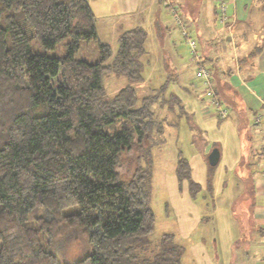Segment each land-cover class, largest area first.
Returning a JSON list of instances; mask_svg holds the SVG:
<instances>
[{
    "label": "trees",
    "instance_id": "1",
    "mask_svg": "<svg viewBox=\"0 0 264 264\" xmlns=\"http://www.w3.org/2000/svg\"><path fill=\"white\" fill-rule=\"evenodd\" d=\"M146 38L120 29L113 53L88 0H0V264H181L171 233L149 238L152 150L183 117L194 143L202 135L169 88L178 72L162 43L165 78L138 93ZM109 74L126 80L112 95ZM174 171L201 191L180 151ZM71 235L84 247L63 259Z\"/></svg>",
    "mask_w": 264,
    "mask_h": 264
},
{
    "label": "crops",
    "instance_id": "2",
    "mask_svg": "<svg viewBox=\"0 0 264 264\" xmlns=\"http://www.w3.org/2000/svg\"><path fill=\"white\" fill-rule=\"evenodd\" d=\"M88 1L96 17L98 36L104 40L107 34L117 38L120 29L145 22L146 8L157 0ZM214 1L209 12L202 11L199 19L195 17L198 11L189 7L190 20L186 24L199 40V53L192 61L213 70L210 85H218L220 95L216 96L226 113L221 117L217 108L213 112L208 103L176 94L201 132L196 146L217 147L219 160L212 171L211 190L207 191V165L202 152L194 150V144L187 146V154L179 150L188 161L192 180L201 186V193L195 196L190 195L186 180L178 181L176 158L174 174L159 169L158 198L167 196L162 204L171 222L170 229L164 232L171 233L174 242L183 247L181 264H264V81L256 80L264 73V0H223V21L215 11L218 0ZM246 80L252 82V88L257 84L260 93L250 90ZM189 85L195 87L192 81ZM247 116L253 121L248 124L253 126L250 129ZM169 128L171 136L177 138L178 131ZM243 141L250 142L252 149V164H246L247 169L242 167L245 172L237 170L243 158ZM239 198L243 215L233 221L229 210ZM210 205L211 211L206 213Z\"/></svg>",
    "mask_w": 264,
    "mask_h": 264
},
{
    "label": "rangeland",
    "instance_id": "3",
    "mask_svg": "<svg viewBox=\"0 0 264 264\" xmlns=\"http://www.w3.org/2000/svg\"><path fill=\"white\" fill-rule=\"evenodd\" d=\"M214 0H157L155 4H151L148 6V9L146 8L145 12L148 14L146 17L145 22L142 21L140 25H142L146 31H147V38H146V47L149 49L150 55H148L149 60L148 62H144L143 64V75L145 82L138 83L136 85L137 91L140 95H143L148 91V88L145 86L148 82L150 85H157L160 83L166 75V70L164 68V65L159 60V54L162 49L159 46V40L163 44L164 49H166L167 53L170 54V58L172 62L170 61V64L173 66L176 65V70L178 72V76L176 77L175 81H171L169 84L170 90L174 91L177 94H183L187 96H193L196 97L198 102L207 103L209 102V96L205 93L206 85H204L200 78L195 76V69H196V62L194 63L192 58L193 53L191 51V48L186 40V38L182 35V25H187V20H190L189 14L187 11L189 10V7L193 8L194 11L197 12L195 14V17L197 19L200 18L201 12H209L212 3H214ZM177 8V13L173 14V8ZM212 14V13H211ZM210 15V14H208ZM211 16V15H210ZM181 18L182 24H179L177 22V18ZM150 19V20H149ZM186 19V20H185ZM149 20V21H148ZM216 23V22H215ZM217 25V24H216ZM186 29L188 30V33L190 37L195 39L196 47L199 46V40L197 38V35L194 34L193 28H189L186 26ZM262 31H257L258 34H260ZM104 41L108 43L111 48L112 52L114 53L117 48V38H115L111 34H107L104 36ZM258 39V38H257ZM260 39V38H259ZM87 51L83 56L86 59L92 60L97 57V48L95 43H89L87 45ZM199 53V52H198ZM195 52V54H198ZM213 71V70H212ZM236 79V77H235ZM258 81L261 80L264 81V73H261L258 75L257 79ZM192 81L195 83V87H192V85H189V82ZM104 86L106 89V92L108 95L114 94L118 88H120L122 85L125 84L126 80L123 77H117L113 74L105 75L103 77ZM237 82V80H236ZM244 83L248 84L251 88L253 85L250 80H246ZM256 84V81H255ZM256 86H258L256 84ZM253 86L252 90L254 93H260V90L258 87ZM188 87V89L186 88ZM203 90V93L200 92V90ZM245 90V89H243ZM247 92V91H244ZM248 95H251L247 92ZM210 109L214 112V109L216 108L210 104H208ZM224 106V105H223ZM247 114V112H246ZM251 115V114H250ZM247 127L250 129L253 126H250L253 121H251L252 118L250 116H247ZM250 123V125H248ZM171 126H166L165 128V140L162 144H159L158 146H153V174L151 177V198H150V204L151 207L155 213V227L153 232L150 234L149 238L151 240H157L159 238L160 234L164 231H167L170 229L169 224L171 223L167 219V215L164 214V207L162 204V201L165 199L167 200V196L165 195L164 198H158V188L159 184L157 183L156 174L161 168L163 172L167 173H173L172 166L174 165L175 158L177 152L180 150L183 151V153L187 154L190 150H187L188 145L194 144L196 146V143H194L191 139L192 136L190 134V131L188 129V124L186 122V119L183 117L181 118L179 125H178V137L175 138L173 135L171 136V129L169 128ZM246 127V126H244ZM242 134L245 132L243 128H241ZM193 146V145H192ZM250 142H244L243 141V158L241 159V162L239 166H237V170H242V167H246V164L249 166L251 165V158L250 154L252 153ZM199 149L200 152L203 154L204 163L207 165V154L210 151L209 148H206L205 146L200 148L199 145H197L194 150ZM128 164V160L126 162ZM251 163V164H250ZM127 166V165H125ZM236 171V167L234 169ZM245 172V170H242ZM247 171V170H246ZM174 174V173H173ZM179 181V180H178ZM184 180H181L179 182H182ZM157 192V193H156ZM201 193V192H200ZM198 196L193 197L196 199ZM242 200L239 198L236 202L234 201L232 203L233 207L231 210H229L230 214V220L235 221L240 220L243 215L242 211ZM210 207L212 208V205L207 207V212L209 213ZM227 207V206H225ZM237 218H236V216ZM239 217V219H238ZM77 242V243H76ZM84 247V243L80 242V240L73 235L69 237L66 246L63 247V253H61V256L63 259H67V256L69 257H75L74 255H77L78 252L82 251V248Z\"/></svg>",
    "mask_w": 264,
    "mask_h": 264
},
{
    "label": "built area",
    "instance_id": "4",
    "mask_svg": "<svg viewBox=\"0 0 264 264\" xmlns=\"http://www.w3.org/2000/svg\"><path fill=\"white\" fill-rule=\"evenodd\" d=\"M177 8H173V12H176ZM216 13L220 16V20L223 21L225 19L224 11H225V5L223 0H218L217 6L215 7ZM177 22L179 24H182V20L178 17ZM187 25H182V35L186 38L191 51L193 53V58H197L196 52V42L195 39L190 37L188 30L186 29ZM195 76L200 78L202 83L206 85L205 93L209 96V102L208 104L214 106L217 108V113L223 117L226 113V108L221 104L218 98L214 95V90L212 89L210 85V81L212 79V69L206 65H203L202 63L196 62V69H195Z\"/></svg>",
    "mask_w": 264,
    "mask_h": 264
},
{
    "label": "water",
    "instance_id": "5",
    "mask_svg": "<svg viewBox=\"0 0 264 264\" xmlns=\"http://www.w3.org/2000/svg\"><path fill=\"white\" fill-rule=\"evenodd\" d=\"M219 160V150L213 147L207 154V162L209 165H216Z\"/></svg>",
    "mask_w": 264,
    "mask_h": 264
}]
</instances>
